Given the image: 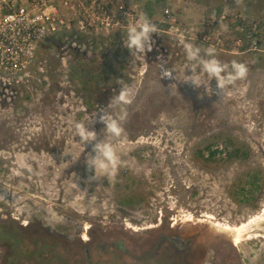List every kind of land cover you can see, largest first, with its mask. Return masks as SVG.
<instances>
[{
	"label": "rangeland",
	"instance_id": "rangeland-1",
	"mask_svg": "<svg viewBox=\"0 0 264 264\" xmlns=\"http://www.w3.org/2000/svg\"><path fill=\"white\" fill-rule=\"evenodd\" d=\"M108 2L127 13L122 29L61 32L40 46L23 84L0 88V225L19 228L15 245L0 240V264H176L156 240L161 228L229 244L232 236L214 225L240 226L264 207V0ZM141 13L159 31L137 57L124 42ZM204 36L218 59L249 69L222 96L215 79L211 96L181 81L191 74L183 43L206 50ZM169 72L175 79L164 77ZM122 84L133 103L110 111H127L125 137L117 142L101 133L103 124L92 126L116 146L120 165L114 177L86 183L92 145L83 150L74 125L106 107ZM209 144L220 152L214 162L200 156ZM235 149L247 156L228 157ZM237 247L244 264H264V239Z\"/></svg>",
	"mask_w": 264,
	"mask_h": 264
},
{
	"label": "built area",
	"instance_id": "built-area-1",
	"mask_svg": "<svg viewBox=\"0 0 264 264\" xmlns=\"http://www.w3.org/2000/svg\"><path fill=\"white\" fill-rule=\"evenodd\" d=\"M102 1L0 0V88L23 84L37 62L40 46L61 32L72 27L86 32L101 26L105 33L122 29L127 21L123 7L110 11L112 1ZM257 28L251 26L250 39ZM201 43L215 48L209 36ZM254 47L258 51L257 44Z\"/></svg>",
	"mask_w": 264,
	"mask_h": 264
},
{
	"label": "clouds",
	"instance_id": "clouds-1",
	"mask_svg": "<svg viewBox=\"0 0 264 264\" xmlns=\"http://www.w3.org/2000/svg\"><path fill=\"white\" fill-rule=\"evenodd\" d=\"M237 4L242 0H236ZM227 30V25H223ZM159 29L146 14L141 13L137 23L129 25L127 29V39L124 46L129 52L137 57L146 55L152 50L154 41L152 34H158ZM183 50L186 61L185 71L190 70V75H185L182 82H190L195 88L204 86L207 94L211 96L213 90L210 87V81L215 79L217 85V94L223 95L229 86H233L237 81L244 80L248 75V66L245 63L232 60L223 62L217 58L216 49L209 47L206 50L197 46L193 42L186 41L183 43ZM200 69L208 77V82H202ZM165 78H174L172 73H166ZM134 100V93L131 87L122 84L119 92L114 95L106 107L99 108L98 111L88 119L87 123L77 122L74 125L75 135L80 138L79 143L83 146L92 145V150L85 157V164L88 170L94 174L88 177L86 183L99 181L102 176L112 178L115 176L120 165V157L117 154L116 146L100 138V135L92 127L95 123L104 125L101 133H107L109 137L121 141L125 137V129L122 122L127 118V111H123L118 117H114L110 109L117 105H131ZM94 153V155H93ZM87 195V190L85 189Z\"/></svg>",
	"mask_w": 264,
	"mask_h": 264
},
{
	"label": "flooded vegetation",
	"instance_id": "flooded-vegetation-1",
	"mask_svg": "<svg viewBox=\"0 0 264 264\" xmlns=\"http://www.w3.org/2000/svg\"><path fill=\"white\" fill-rule=\"evenodd\" d=\"M147 231L151 232V230ZM160 231L162 234L156 240L169 245L166 249L171 250L177 260L176 264H244L237 246L245 241L236 243V236L232 234L228 235H231L234 241L227 244L221 242V240H208L199 231L195 233H183L179 229H175L173 225L161 228ZM261 233H263L262 239H264V231H261ZM158 241H154L148 245L150 250L155 251V254L161 248ZM232 243L236 247H233ZM122 247L119 244L118 248L121 251L123 250ZM89 248L88 246L85 249L87 252L86 258L88 262H91L93 257L88 250ZM122 252L125 253L127 251L124 250Z\"/></svg>",
	"mask_w": 264,
	"mask_h": 264
},
{
	"label": "bare ground",
	"instance_id": "bare-ground-1",
	"mask_svg": "<svg viewBox=\"0 0 264 264\" xmlns=\"http://www.w3.org/2000/svg\"><path fill=\"white\" fill-rule=\"evenodd\" d=\"M214 228H218L222 233L236 236V243L263 238L261 231H264V207L260 214L248 220L247 224L244 223L236 227L218 224L214 225Z\"/></svg>",
	"mask_w": 264,
	"mask_h": 264
},
{
	"label": "trees",
	"instance_id": "trees-1",
	"mask_svg": "<svg viewBox=\"0 0 264 264\" xmlns=\"http://www.w3.org/2000/svg\"><path fill=\"white\" fill-rule=\"evenodd\" d=\"M220 11L221 10L218 9L216 13H219ZM231 144H232V142L229 139H227L225 141V144H224L225 149H227L229 146H232ZM211 147H212V144H209L207 146V148H206L207 149L206 150L207 155L206 156H204V153L200 154V156L202 157V159L205 162H214V158H216V156L220 155V152L218 149L213 150ZM227 155H228V157L242 156L243 158H245L247 156L245 153H242L239 149H235L233 152L227 153ZM7 227H8L7 224L0 225V240H7V241H10L11 243H13V245H15V242L17 241L18 236H17V233L16 234H14V233L17 232L19 230V228L17 229V228L12 226V228L8 227L9 229H7ZM18 233H19V231H18Z\"/></svg>",
	"mask_w": 264,
	"mask_h": 264
},
{
	"label": "water",
	"instance_id": "water-1",
	"mask_svg": "<svg viewBox=\"0 0 264 264\" xmlns=\"http://www.w3.org/2000/svg\"><path fill=\"white\" fill-rule=\"evenodd\" d=\"M227 238V236H225ZM230 241V240H229Z\"/></svg>",
	"mask_w": 264,
	"mask_h": 264
}]
</instances>
